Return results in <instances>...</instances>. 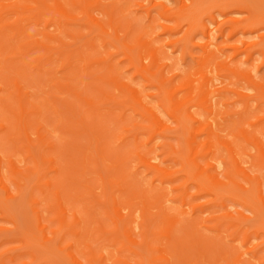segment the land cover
I'll return each mask as SVG.
<instances>
[{
    "label": "bare ground",
    "instance_id": "1",
    "mask_svg": "<svg viewBox=\"0 0 264 264\" xmlns=\"http://www.w3.org/2000/svg\"><path fill=\"white\" fill-rule=\"evenodd\" d=\"M150 1L0 0V190L15 201L36 176L28 197L41 243L70 264H264V76L221 59L225 46L245 62L264 51V32L251 37L264 13L240 0ZM133 5L179 34L169 44L182 57L200 49L188 50L193 66L170 63L155 21L136 26ZM238 10L248 17L228 16ZM227 23L228 38H249L216 44ZM228 91L238 120L220 109Z\"/></svg>",
    "mask_w": 264,
    "mask_h": 264
},
{
    "label": "rangeland",
    "instance_id": "2",
    "mask_svg": "<svg viewBox=\"0 0 264 264\" xmlns=\"http://www.w3.org/2000/svg\"><path fill=\"white\" fill-rule=\"evenodd\" d=\"M131 1H133V3L134 2L136 3L139 0H131ZM143 1H144L143 2L144 6L146 5V7L152 5V3H151L152 1H150V0H146V3H145V0H143ZM214 1H217V0H203L202 5H203V7H207L208 5L212 4V2H214ZM240 1L247 2V4H249L250 7L254 8L253 10H256L255 12L264 13V12H262V11H264V4L261 5L259 3V0H240ZM150 3H151V5H150ZM257 4H258V6H257ZM167 5H170L169 7H172V6L177 7L178 3H177V1L173 0V1L169 2ZM138 8H139L138 6L137 7H135V6L131 7V11H130L131 16L136 18L135 25L140 26V25H145L149 22L151 23V21H155L156 27H155L154 31H155V34L158 35V39H157L158 43L161 45H164V50H165L166 55L170 58V61H171L170 63H173L174 66L177 67L181 71H186L188 68L193 66V62L191 61L190 56H188V54L191 53L192 55L196 56V54L200 53V49L198 47L197 48L193 47L194 48L193 49L191 47V44H190V45H188L189 49H188V46H187V49L189 51L192 49L191 52L188 53L189 51L186 50L187 54L185 53L182 57L181 51L178 50L177 47H173L172 45L169 44L170 39L179 36V34L177 35L176 32L172 33L171 35L164 33L162 30V27L160 25L165 24V20L161 19V17L158 16L156 11H152L150 13V17H149L150 19H149L147 16V13L143 9H140V8L138 9ZM238 11H236L235 13H228L229 14L228 16L232 17L234 19H238V20L244 19L246 17V15L248 17V13H246L242 10L239 12ZM130 14H129V17H130ZM203 18H204V19H202L203 23L205 21H206L205 23H207L208 25H209V23H211L207 19V15L206 16L204 15ZM221 19H225V17L223 16V18H221ZM219 21H220V19H219ZM207 24H206V26H207ZM210 25H213L214 28L216 29V24L214 25V23L213 24L211 23ZM213 26H208V27H210L209 29H211V27L213 28ZM223 27H222L223 28L222 30L224 32L223 33L224 36L221 37L219 35L220 36L219 37L217 35L218 33L216 34V30H215V33L214 32L213 33L211 32V34L208 33V38L210 36L213 37V36L217 35V38L215 39L216 44H222V43L230 44V43L235 42L236 40L249 38V36H250V35L242 36L241 34H238V35H234L232 38H228V35L230 33V23L223 25ZM261 28H264V24L259 26L258 30L256 32H254L253 34H251L252 39H254L253 41H258V37L260 36V33L262 34V32H264V30H262ZM51 30L52 29H50V31ZM84 32H86V31H84ZM257 32H258V34H256ZM205 37L206 36L200 35V33H196V37L194 40H198V42H200L202 40L203 42H205L207 39V37H206V39H205ZM251 37H250V39H251ZM68 42H70V41H68ZM235 44L238 47L241 46V44L238 42ZM75 46H77V45H75ZM109 49L112 52H115L118 50L117 48H114V47H109ZM192 51H193V53H192ZM183 58H184V60H183ZM231 58H233V62L235 64H238V66L240 68L249 69V70H252L254 72L256 71L257 72V74H256L257 78L264 76V51L255 54L253 59L250 60L249 62H245V56L243 54H241V55L239 54L236 57H234V50L232 48L225 46V49L223 51V55H222L221 59L229 60ZM116 60H117V62L118 61L120 62L119 63L120 67L122 68V71L124 72L125 76L131 77L133 75L134 71L130 69L128 61L125 60L124 56L121 53H118L116 56ZM228 79H230V78H228L224 75L221 77V80L224 82V83L222 82L223 84H227V83L229 84L230 81L232 83H236L235 78H231L230 81H228ZM135 81L141 82V79L139 77H137ZM215 83L217 84L216 81H215ZM218 83H220V82L218 81ZM238 84H236L237 87L238 86L239 87H242V86L245 87V85H246L243 81L241 83L238 82ZM230 86L228 85V87H230ZM230 88H228V89H230ZM232 88H235V87H232ZM246 89H247V87H246ZM250 89L251 88L248 89V91H250L249 94H253L252 89L251 90ZM224 96H225V98H223L222 100L226 101L228 103V105H226V106L220 105L221 111L227 110V111L233 113L234 115L232 116V119L238 120L237 114H240L242 112V108H243L241 101L238 100L237 96H236V98L234 97L235 94L232 91L231 92L230 91L225 92ZM251 110L254 111V103L253 102L251 103ZM259 111L264 112V104H261L260 108L258 110H256V112H258V113H259ZM130 114L131 113H129V115ZM137 120H139V119L137 118ZM170 135H175V134H170ZM142 138H145V136H142ZM128 140L130 141V139H128ZM158 153H160V152L158 151ZM252 153H253V151H252ZM23 156L24 155H22V154H17L15 157L18 160H22ZM26 165L28 166V160L25 163L19 164L18 167L22 169ZM137 167H136V171L140 173V176H142V178H144L145 182L151 180L150 175L147 174L146 171L144 172V169H141L139 167L137 168ZM98 168L100 169V171H103L102 170L103 167L101 165H99ZM142 178L140 177V180ZM36 181H37L36 176L30 177L28 180H25L24 183L26 186L24 189H22L21 195L15 201H7L4 197L5 196L4 192L0 190V226L5 228V231L0 233V264H2V263L3 264H23V263L30 264L31 262H32L31 264H70L71 263L70 260L67 258L65 252L58 251L57 248H55V247H48L45 249V247L41 243L42 239H41L39 232L37 231L38 230L37 224L34 222L35 217H34V214L32 211L33 207L30 206L31 204H30V200L28 197L30 194L29 193L30 189L34 184H36ZM154 184L156 185L158 183L156 182ZM27 189H29V190L27 191ZM95 190H96L94 192V194L96 193L95 195H98V193L100 194L99 189H95ZM28 200H29V203H28ZM200 202L203 203L204 200H200ZM258 205H260V204L257 203V208L260 207ZM107 207L108 206H106V208L104 207L103 209L110 212L109 207H108V209H107ZM245 214H249V213L246 211ZM50 217H52V216H50ZM138 221H139V219H138ZM136 232H137V230H136ZM203 232L206 235H210V236L212 235V233H210L208 231H203ZM260 233H262V231ZM238 237L241 240V238H240L241 236L239 235ZM66 239H68V237ZM38 240H40V241H38ZM254 240L255 239H253L252 242L249 241V242H251L250 244L257 245V243H259L261 241V237L257 238V240H255V241ZM67 241H69V240H67ZM31 242L33 244H31ZM250 244H249V246H248V244L243 245V244H241V241H237L236 243H234V245L237 248H239L240 251H242V250L246 251L247 248L251 247ZM261 248H262L260 250L261 254H262V256H264V246H262ZM142 253L145 254V251L143 250ZM21 254H22V256H21Z\"/></svg>",
    "mask_w": 264,
    "mask_h": 264
}]
</instances>
